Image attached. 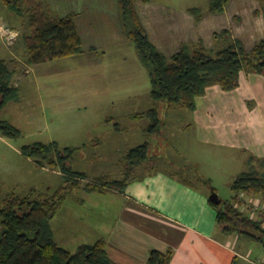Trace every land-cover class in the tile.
<instances>
[{"label":"rangeland","instance_id":"rangeland-1","mask_svg":"<svg viewBox=\"0 0 264 264\" xmlns=\"http://www.w3.org/2000/svg\"><path fill=\"white\" fill-rule=\"evenodd\" d=\"M209 2L153 0L156 6L199 10L208 8ZM7 16H11L10 23L20 24V38L14 47H8L0 37V59L8 62L24 55V36L30 29L28 15L22 19L0 1V22L11 28L4 21ZM116 50V55L111 54L98 64L86 63L79 55L62 58L47 65L52 68L47 75L31 74L20 82L19 101L8 103L0 112V119L11 121L21 133L13 137L0 132V205L10 194L42 198L65 186V176L58 165L41 166L35 158L22 154L23 146L34 143L54 145L58 150L75 148L69 163L73 173H83L92 181L107 174L120 178L118 164L126 152L148 142L150 159L136 171L135 180L142 181L140 175L150 167H160L179 188L190 189L207 203L212 193L222 202L231 201L236 195L231 184L249 170L245 155L236 149L211 148L201 143L199 129L193 123L194 113L187 109H161V125L148 136L142 129L149 121L132 119L151 107L148 72L139 63L133 44ZM118 128L120 131L116 132ZM82 186L68 193L50 220L55 242L70 252L80 245L107 239L122 208L121 199L87 195ZM240 239L246 247L241 254L254 264H262L264 246L243 235ZM246 262L249 261L239 257L236 264Z\"/></svg>","mask_w":264,"mask_h":264},{"label":"crops","instance_id":"crops-1","mask_svg":"<svg viewBox=\"0 0 264 264\" xmlns=\"http://www.w3.org/2000/svg\"><path fill=\"white\" fill-rule=\"evenodd\" d=\"M41 1L55 17L74 15L83 49L78 55L85 58L86 63L98 64L109 55H116L117 48L125 49L130 43L122 27L118 0ZM210 3L211 0L209 6ZM209 6L200 10L203 15L198 21L189 11L193 7L156 6L153 0L136 2L135 11L149 41L166 58L176 54L183 44L201 41L207 49L215 47L214 35L224 30L229 31L246 51L264 40V10L259 0H229L220 13L209 12ZM10 18L7 16L4 21L18 32L19 23H10ZM19 38L7 46L14 47ZM24 55L8 62L4 60L13 72L12 80L15 74L18 76L14 83L11 81L18 89L17 99L8 103L19 101L20 82L26 81L31 74L47 75L52 70L47 65L59 60L30 65L26 49ZM192 112L201 143L211 148L236 149L245 155L249 170L254 168L264 175V76L242 71L239 85L232 91H223L216 85L208 87L205 94L196 99ZM135 115L132 118L134 121L147 120L135 118ZM7 122L13 125L11 121ZM121 163L118 164L120 178ZM164 171L160 167L156 170L150 167L144 175H140L142 181L133 179L123 193L100 194L84 190L87 195H110L122 201L117 223L111 235L103 239L111 261L117 264H147L151 250L162 253L172 250L170 264H236L239 257L249 261L247 264H254L241 254L246 247L240 242V235L220 232L210 201L208 204L203 196H194L190 189L179 188L172 182L173 179L166 178L168 174ZM258 198L264 202L263 198Z\"/></svg>","mask_w":264,"mask_h":264},{"label":"trees","instance_id":"trees-1","mask_svg":"<svg viewBox=\"0 0 264 264\" xmlns=\"http://www.w3.org/2000/svg\"><path fill=\"white\" fill-rule=\"evenodd\" d=\"M20 18L28 15L29 33L24 36L27 63L36 65L72 57L83 52L74 15L64 18L53 16L41 0H0ZM150 0H118L122 27L127 40L133 44L140 63L148 72L151 84V107L135 118H146L149 124L144 132L150 136L161 125V109L175 108L194 111L196 99L208 87L219 86L229 92L239 85L242 71L264 76V40L257 42L250 51L231 37L229 31L214 35L215 47L207 49L199 41L183 44L178 52L166 58L149 41L135 11L136 2ZM229 0H211L209 12L220 13ZM264 10V0H259ZM198 21L203 13L189 10ZM13 72L0 60V111L17 99L18 89L11 83ZM0 132L13 137L20 131L0 119ZM148 142L130 149L122 160V177L101 175L92 181L83 173H73L70 159L75 148L58 150L54 145L34 143L22 147V154L35 158L36 163L61 168L65 186L53 195L42 198H20L10 194L0 205V264H117L111 261L103 239L93 244L80 245L75 252L59 246L54 240L50 220L69 192L82 186L88 193H123L136 171L150 159ZM236 195L231 201L210 205L216 212V223L223 234H238L256 240L264 246L263 221L248 210H241L239 196L264 199V177L254 168L243 172L231 184ZM172 250L165 253L151 250L147 264H170Z\"/></svg>","mask_w":264,"mask_h":264},{"label":"built area","instance_id":"built-area-1","mask_svg":"<svg viewBox=\"0 0 264 264\" xmlns=\"http://www.w3.org/2000/svg\"><path fill=\"white\" fill-rule=\"evenodd\" d=\"M19 33L7 27L0 22V37L7 45H12L18 37ZM241 210H248L252 215L259 216L263 221L264 227V202L258 197H247L241 194L238 198Z\"/></svg>","mask_w":264,"mask_h":264},{"label":"water","instance_id":"water-1","mask_svg":"<svg viewBox=\"0 0 264 264\" xmlns=\"http://www.w3.org/2000/svg\"><path fill=\"white\" fill-rule=\"evenodd\" d=\"M209 201L214 205H219L221 203V200L215 193L211 194V196L209 197Z\"/></svg>","mask_w":264,"mask_h":264}]
</instances>
